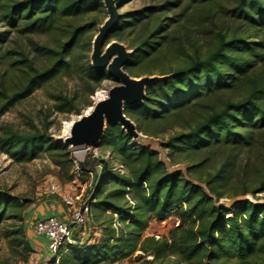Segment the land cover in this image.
<instances>
[{"label":"trees","instance_id":"1","mask_svg":"<svg viewBox=\"0 0 264 264\" xmlns=\"http://www.w3.org/2000/svg\"><path fill=\"white\" fill-rule=\"evenodd\" d=\"M115 3L119 18L106 44L116 40L133 51L129 75L158 76L144 101L124 112L140 133L161 139L169 163L186 165V173L170 174L151 147L107 124L95 147L108 156L94 157L101 169L92 171L89 199L90 230L100 238L61 249L59 264H114L138 251L153 257L142 264H264V0ZM106 17L102 0H0V119L71 73L88 96L112 79L89 60ZM14 36L28 43L12 45ZM54 98L60 112L85 108L63 92ZM0 152L18 163L47 155L62 168L74 166L69 146L39 129L0 128ZM237 195L252 198L220 203ZM29 205L0 190L8 255L24 264L33 252L24 223ZM174 212L179 225L168 236L145 235L151 221ZM0 264L12 263L0 257Z\"/></svg>","mask_w":264,"mask_h":264},{"label":"rangeland","instance_id":"2","mask_svg":"<svg viewBox=\"0 0 264 264\" xmlns=\"http://www.w3.org/2000/svg\"><path fill=\"white\" fill-rule=\"evenodd\" d=\"M141 3L125 6L123 10L138 7ZM16 44L25 46L28 41L25 37L14 36ZM36 40H44L45 37H33ZM117 82L113 79H107L93 96H88L87 90L80 80L79 76L71 73L68 76L60 77L56 80L46 83L37 88L29 97L16 102L11 106L0 119V128L12 127L20 132H32L36 129L49 133L54 138L64 135L65 124L78 118L75 112L66 113L56 109L54 96L59 92L73 96L79 107L83 108L84 114L88 108V100L96 101V94L100 90L108 91ZM104 93V92H103ZM149 141L148 147L156 151L160 159L167 164V170L170 174L174 172L186 173V165L179 164L172 166L168 163L166 150L163 149V141L159 138L144 135ZM70 148V147H69ZM71 157L74 160V166L70 169L62 168L52 162L47 155H42L30 162L18 163L8 155L0 152V190L9 193L12 196L19 197L30 202L29 208L35 207L45 200L53 199L63 203L59 195L49 194L48 188L51 183H57L61 189L67 190L69 185L77 179L80 190L84 192L87 200L91 197L93 190V170L96 166L94 159L96 157L108 156V151L104 148L87 147L86 149L70 148ZM95 157V158H94ZM88 159V163L85 160ZM83 163H86L82 166ZM89 174V175H88ZM252 198L251 195H247ZM260 202H264V194H260ZM227 200H221L220 203H226ZM25 223V220H24ZM179 225L177 214L174 212L164 221H151L145 231L146 236H156L157 238L168 236L169 232ZM4 227H0V257L8 258L12 264H24L13 261L8 255L7 241L3 236ZM99 234L91 233L90 244L100 238ZM146 257L152 259V255H146L142 252H136L132 257L121 260L114 264H142ZM110 264V263H103Z\"/></svg>","mask_w":264,"mask_h":264},{"label":"water","instance_id":"3","mask_svg":"<svg viewBox=\"0 0 264 264\" xmlns=\"http://www.w3.org/2000/svg\"><path fill=\"white\" fill-rule=\"evenodd\" d=\"M107 17L98 27V32L92 41L89 60L96 70H106L109 76L117 82L108 91L107 95L92 104L89 112L80 114L73 120L69 133L55 139L73 149H86L95 146L102 138L107 124L118 123L125 132L140 145L148 147L149 141L140 133L134 122L124 112L126 105L142 103L146 97V86L158 76H141L139 78L129 75L125 66L133 54L127 45L113 40L106 44L109 33L116 26L119 18V7L115 0H102ZM169 163V162H168ZM248 196L237 195L227 200V207L239 202ZM89 227V226H88ZM72 238L76 242L85 243L90 239L87 233L83 238L74 231Z\"/></svg>","mask_w":264,"mask_h":264},{"label":"built area","instance_id":"4","mask_svg":"<svg viewBox=\"0 0 264 264\" xmlns=\"http://www.w3.org/2000/svg\"><path fill=\"white\" fill-rule=\"evenodd\" d=\"M95 168L100 170L101 166L98 164ZM74 180L67 190L61 189L57 183H51L48 188L49 194L61 197L67 208V218L50 215L33 223L34 231L48 238V257L43 264H59L60 250H67L68 245L77 243L72 238L74 231L77 228L85 230L90 225L92 206L80 190L77 179Z\"/></svg>","mask_w":264,"mask_h":264},{"label":"crops","instance_id":"5","mask_svg":"<svg viewBox=\"0 0 264 264\" xmlns=\"http://www.w3.org/2000/svg\"><path fill=\"white\" fill-rule=\"evenodd\" d=\"M50 215H56L62 219H66L68 212L64 203L60 202V200L55 201L50 198L45 200V202L39 203L35 209L29 208L25 212L27 235L33 248L27 264H43L48 257V238L45 235L37 234L34 231L33 223L37 220L45 219ZM88 226L85 230L82 228L76 229L80 237L83 238L87 233L90 234V226ZM96 234L99 233L96 232Z\"/></svg>","mask_w":264,"mask_h":264},{"label":"bare ground","instance_id":"6","mask_svg":"<svg viewBox=\"0 0 264 264\" xmlns=\"http://www.w3.org/2000/svg\"><path fill=\"white\" fill-rule=\"evenodd\" d=\"M103 92H104V93H103ZM106 95H107V91H102V90H100L99 92H97V94H96V99H95V100L97 101L98 99L103 98V97H105ZM91 107H92V105L88 108L87 112L90 111ZM72 122H73V120L70 121V122H67V123L65 124L64 136L68 135L69 130H70V127H71V125H72Z\"/></svg>","mask_w":264,"mask_h":264}]
</instances>
